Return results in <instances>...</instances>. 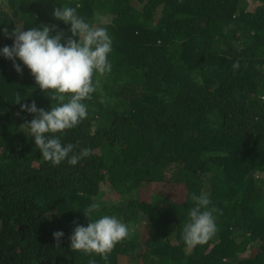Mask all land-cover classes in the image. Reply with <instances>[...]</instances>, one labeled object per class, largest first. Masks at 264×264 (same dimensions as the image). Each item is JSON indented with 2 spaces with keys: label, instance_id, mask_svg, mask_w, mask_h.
Returning a JSON list of instances; mask_svg holds the SVG:
<instances>
[{
  "label": "trees",
  "instance_id": "trees-1",
  "mask_svg": "<svg viewBox=\"0 0 264 264\" xmlns=\"http://www.w3.org/2000/svg\"><path fill=\"white\" fill-rule=\"evenodd\" d=\"M77 4L90 23L107 16L113 50L62 136L92 149L76 166L42 158L21 105L58 101L0 55V264H264V0H0V48L16 26L71 37L53 10ZM201 192L217 231L189 248ZM93 203L130 228L107 260L70 247Z\"/></svg>",
  "mask_w": 264,
  "mask_h": 264
},
{
  "label": "clouds",
  "instance_id": "clouds-1",
  "mask_svg": "<svg viewBox=\"0 0 264 264\" xmlns=\"http://www.w3.org/2000/svg\"><path fill=\"white\" fill-rule=\"evenodd\" d=\"M76 7L63 6L53 10V16L70 25L71 37L65 39L63 32L52 35L54 26L39 25L29 28L13 29L12 46L0 48V55L13 61L15 70L22 73L23 68L16 63L19 58L30 70L42 90H51L53 99L58 101L51 110L38 108L36 103L22 104V110L34 114L27 122L29 132L42 153V158L53 164L67 161L76 166L92 153L83 147L75 151L72 143H63L66 130L75 128L88 117V105L84 103L97 90L95 75H104L112 70L110 55L113 39L104 26L102 16L93 23L78 14ZM7 35V29H4ZM239 67V62L233 65ZM194 206L188 210V220L182 226V239L189 248L202 245L212 238L217 225L210 207L211 199L205 192L193 193ZM99 204L93 203L83 212L90 222L87 226L77 223L70 239L72 250L97 253L107 260L108 253L115 245L130 235L129 226L114 215L93 218ZM57 242L64 236L62 231L53 233ZM89 264H96L91 259Z\"/></svg>",
  "mask_w": 264,
  "mask_h": 264
},
{
  "label": "rangeland",
  "instance_id": "rangeland-1",
  "mask_svg": "<svg viewBox=\"0 0 264 264\" xmlns=\"http://www.w3.org/2000/svg\"><path fill=\"white\" fill-rule=\"evenodd\" d=\"M104 18V21H107V16H102Z\"/></svg>",
  "mask_w": 264,
  "mask_h": 264
}]
</instances>
